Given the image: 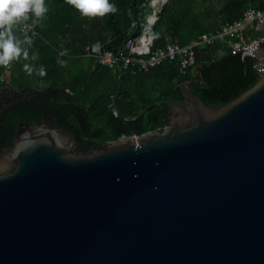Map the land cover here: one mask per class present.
Wrapping results in <instances>:
<instances>
[{
	"label": "water",
	"instance_id": "95a60500",
	"mask_svg": "<svg viewBox=\"0 0 264 264\" xmlns=\"http://www.w3.org/2000/svg\"><path fill=\"white\" fill-rule=\"evenodd\" d=\"M254 62L230 103L184 81L134 118L168 105L166 126L89 152L19 121L0 152V264H264V44Z\"/></svg>",
	"mask_w": 264,
	"mask_h": 264
},
{
	"label": "trees",
	"instance_id": "16d2710c",
	"mask_svg": "<svg viewBox=\"0 0 264 264\" xmlns=\"http://www.w3.org/2000/svg\"><path fill=\"white\" fill-rule=\"evenodd\" d=\"M151 1L109 0L116 13L85 16L68 0H43L44 14H28L33 29L23 30L18 19L13 35L22 42L28 36L31 44H21L28 51L27 59L21 52L7 65L0 64V151L13 145L18 122L23 121L66 129L74 135L77 151L89 152L122 135H141L166 126L168 105H156L134 118L154 101L183 99L180 84L184 81L206 104L226 105L260 79L253 58L231 54L222 43L196 47V65L185 74L178 61L132 73L98 65L85 55L87 45L97 40L118 51L127 39L140 34L153 12ZM195 3L168 0L154 26V47L166 46L173 38L181 45L190 44L249 7L264 10V0H225L217 21L206 23ZM7 67L12 71L9 83L1 79ZM119 77V116H115Z\"/></svg>",
	"mask_w": 264,
	"mask_h": 264
},
{
	"label": "built area",
	"instance_id": "2783aa9c",
	"mask_svg": "<svg viewBox=\"0 0 264 264\" xmlns=\"http://www.w3.org/2000/svg\"><path fill=\"white\" fill-rule=\"evenodd\" d=\"M164 2L165 0H160L158 3L162 5ZM151 5L152 9L156 7L155 0L151 1ZM29 12L26 14V19L19 18L23 30L33 29ZM159 12L156 14L152 12L142 32L127 39L118 51L108 49L104 42L97 40L87 45L85 55L98 65L110 69L130 70L132 73L147 72L168 61H178L180 72L185 74L196 65L195 48L198 46L222 43L230 49L231 54L255 59L258 50L264 44V10L249 7L243 15L233 21H226L211 32L201 34L190 44L181 45L173 38L166 46L154 47L156 38L154 26L159 18ZM253 30L259 32L257 37L252 35ZM5 78L11 79L10 67H7L1 79L5 80ZM113 113L119 116L116 108L113 109ZM126 137L128 136L122 135L119 139Z\"/></svg>",
	"mask_w": 264,
	"mask_h": 264
},
{
	"label": "clouds",
	"instance_id": "9594fccd",
	"mask_svg": "<svg viewBox=\"0 0 264 264\" xmlns=\"http://www.w3.org/2000/svg\"><path fill=\"white\" fill-rule=\"evenodd\" d=\"M85 16H103L106 13H116L117 8L109 0H68ZM31 11L36 17H40L47 9L43 0H0V64L7 65L14 58H18L23 52L25 59L28 58L27 49H22L21 44H31V39L25 36L20 41L13 35L12 27L16 21ZM25 70L29 65H24Z\"/></svg>",
	"mask_w": 264,
	"mask_h": 264
},
{
	"label": "rangeland",
	"instance_id": "374dc122",
	"mask_svg": "<svg viewBox=\"0 0 264 264\" xmlns=\"http://www.w3.org/2000/svg\"><path fill=\"white\" fill-rule=\"evenodd\" d=\"M225 0H195L196 9L200 18L206 23H214L218 19V12ZM151 7H153L151 5ZM4 75V74H3ZM12 76V71H11ZM10 78H5V82L9 83Z\"/></svg>",
	"mask_w": 264,
	"mask_h": 264
},
{
	"label": "crops",
	"instance_id": "0c3cea01",
	"mask_svg": "<svg viewBox=\"0 0 264 264\" xmlns=\"http://www.w3.org/2000/svg\"><path fill=\"white\" fill-rule=\"evenodd\" d=\"M252 35L256 37V36L259 35V33L258 32H253Z\"/></svg>",
	"mask_w": 264,
	"mask_h": 264
},
{
	"label": "flooded vegetation",
	"instance_id": "af4514ba",
	"mask_svg": "<svg viewBox=\"0 0 264 264\" xmlns=\"http://www.w3.org/2000/svg\"><path fill=\"white\" fill-rule=\"evenodd\" d=\"M105 146H103V147H101V148H104ZM5 151V149H3L2 151H0V152H4Z\"/></svg>",
	"mask_w": 264,
	"mask_h": 264
},
{
	"label": "bare ground",
	"instance_id": "6f19581e",
	"mask_svg": "<svg viewBox=\"0 0 264 264\" xmlns=\"http://www.w3.org/2000/svg\"><path fill=\"white\" fill-rule=\"evenodd\" d=\"M160 0H155V3H158Z\"/></svg>",
	"mask_w": 264,
	"mask_h": 264
}]
</instances>
